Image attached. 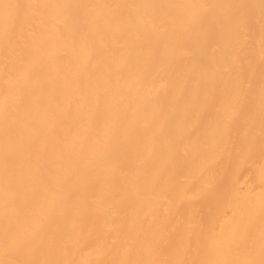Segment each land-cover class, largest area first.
Instances as JSON below:
<instances>
[{
	"label": "bare ground",
	"instance_id": "obj_1",
	"mask_svg": "<svg viewBox=\"0 0 264 264\" xmlns=\"http://www.w3.org/2000/svg\"><path fill=\"white\" fill-rule=\"evenodd\" d=\"M0 264H264V0H0Z\"/></svg>",
	"mask_w": 264,
	"mask_h": 264
}]
</instances>
